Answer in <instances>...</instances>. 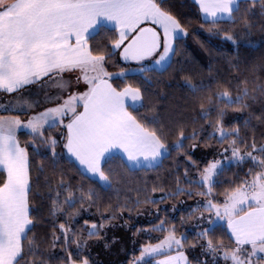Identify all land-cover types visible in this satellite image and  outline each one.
<instances>
[{
	"label": "snow or ice",
	"instance_id": "1",
	"mask_svg": "<svg viewBox=\"0 0 264 264\" xmlns=\"http://www.w3.org/2000/svg\"><path fill=\"white\" fill-rule=\"evenodd\" d=\"M193 4L200 30L236 47L226 59L238 70L257 10L264 33V0ZM186 23L172 0H0V264H96L90 242L104 241L106 227L126 214L138 217L142 205L158 223L137 229L149 240L128 264H264V132L257 139L248 131L252 119L264 127V113L248 111L264 101V83L237 72L227 87L211 90V71L209 83L193 82L179 58ZM166 75L188 89L194 115L162 117L157 101L166 96L157 86ZM229 110L247 112L244 135L239 124L225 126ZM21 130L29 137L23 142ZM201 147L209 151L198 162ZM173 151L174 188L147 179L132 186L129 173L159 168ZM65 164L101 190H115L117 202L102 210L96 189L72 183ZM233 164L250 166L222 180ZM221 184L228 187L218 191ZM166 200L177 202L171 212ZM187 200L194 206L180 224L195 221L192 242L166 218ZM93 208L101 222L83 220L85 234L75 225ZM45 219L51 232L41 236L34 229Z\"/></svg>",
	"mask_w": 264,
	"mask_h": 264
},
{
	"label": "trees",
	"instance_id": "2",
	"mask_svg": "<svg viewBox=\"0 0 264 264\" xmlns=\"http://www.w3.org/2000/svg\"><path fill=\"white\" fill-rule=\"evenodd\" d=\"M172 4L174 6V10L179 13L184 21H186V26L189 28L190 35L180 44L179 46V58L181 61H187V67L191 70L186 75H190L193 78V82H199L203 80L205 83H209V72L211 71L212 75L216 77V80L211 82V90H216L219 86L220 90L223 87H227L225 84L226 80H232V78L237 75V72L240 74V78L244 79L247 78L251 83L261 84L264 83V70H262L259 65L261 60H264V33L259 31V27L261 24V18L257 12L251 17V19L256 24V30L253 32V43L251 45H244L239 48V58H240V66L237 70L236 68L231 67L226 57H234L237 54V50L235 46L229 47L227 42L217 41L215 39H209L207 33L200 30L199 26L202 23L201 18L196 14L197 10L193 4V0H172ZM124 65H117L116 67L110 69L111 71H118L120 67ZM253 69H255L253 71ZM182 74V75H184ZM219 81V85L217 84ZM236 83L233 80V85ZM158 89L166 96V99L157 101L159 104L163 105L159 109L162 114L163 118H167L169 114H178L180 112L187 113L189 115H194L195 113L192 112L193 107H197L198 105H193L191 103V94L186 87L183 86L182 81L179 80V77L176 80H172L169 82V76L166 75L164 77V82H161L158 86ZM207 94V93H204ZM250 111L253 116H259L261 113H264V101H261L259 98L255 103L251 105V108L248 110ZM248 118L247 112L245 113H234L229 110L228 115L226 117V127H232L234 125L239 124L241 126V135H244L245 129L243 128V122L245 119ZM200 123H203L201 121ZM208 131H211L209 129ZM248 131H255L257 139H260V133L264 132V127L260 125V122L252 119L251 125H249ZM27 131L22 130L20 139L23 142L24 140L28 139ZM187 143V142H186ZM211 143L215 144L216 141L213 140ZM59 150V149H58ZM31 151V149H30ZM208 149L203 147L198 148L194 155V159L198 162L201 160L202 157H205ZM177 153L175 151L172 152V155L167 157L163 165L156 169H149V170H141L137 173H129L128 178L131 182L132 186L135 187L137 185H142L145 179L148 180L149 185L153 183H160L163 184L164 187L168 189L174 188V183L172 182V177L168 176V170L173 168V161L176 159ZM211 158V157H208ZM41 157H35L36 162H38ZM182 163V160H181ZM250 165H235L233 164L229 170H227L222 180H226L232 178L233 175L239 172L240 176H243L244 171L247 170V167ZM64 167L69 172L70 176H74L75 179L72 180V183H77V181H82L85 187H93L99 193L100 200L102 202V210L106 208L109 203L115 204L117 202L118 194L115 190H101L100 187L96 184H93L84 178L80 177L76 172L75 168H68L65 164ZM35 175V171L33 173ZM67 178V177H66ZM187 186V185H185ZM228 187L227 184L218 185L217 190L222 191L223 188ZM135 196V192L132 193ZM159 192L156 193V198H159ZM119 199L123 200L124 195L121 192L119 194ZM179 199L186 200V197H180ZM176 200H166L165 205L168 206L169 212H171V205L176 204ZM192 200H187V204H193ZM185 205V204H183ZM178 207H182V205H177ZM161 217L165 218L164 212V205H161ZM144 211V206H141V212ZM42 215L47 217V211L45 210ZM187 215V211L182 210V208L178 209L175 213L167 216L166 218L170 221L176 223L177 228L179 229L177 235L180 233H186L188 236V241L192 242L195 238V233L190 232L186 227L185 224H180V216ZM136 212L132 213V218L136 217ZM89 220L91 222L100 223L101 217L96 213V209L93 208L89 215H83L82 218L78 220L75 227L77 229H82L85 231L86 229L83 227V220ZM129 220L128 215L124 216L123 220ZM123 220H115L113 221L114 224L119 223ZM130 221V220H129ZM131 222V221H130ZM45 225L44 227H38L34 229L38 234L41 236L44 233L51 232V225L48 223V220L45 219L42 221ZM144 228L146 226H142L141 224H137L136 227L130 228L126 230L123 226H119L118 229H113L112 227L109 229V232L115 233L118 231L123 236V239H126L127 246L129 247V252L125 251L123 255H119V261L124 262V264H128L131 260L130 249L135 247L136 249L139 248L140 244H143L149 240V235L145 233L137 234V229ZM148 228H151L149 226ZM104 235V232L102 233ZM112 235V234H111ZM161 234L158 232L152 233V237L160 236ZM217 235H220L217 233ZM50 238V237H49ZM136 238L138 239L135 242ZM93 240L91 243H94ZM152 243H156V239H152ZM98 244H93L91 247L94 251L103 255L104 263L103 264H110L108 259L110 255L107 253L104 248L102 242H97ZM120 243V242H118ZM116 245V243L114 244ZM113 249V246H112ZM128 249V248H127ZM95 252V253H96ZM200 250H192L189 252L190 258L199 255ZM138 251H136L135 255H138ZM202 259V257H200ZM93 259V258H92ZM94 260V259H93ZM96 264H99L96 262ZM193 264H195V260L193 259Z\"/></svg>",
	"mask_w": 264,
	"mask_h": 264
},
{
	"label": "rangeland",
	"instance_id": "3",
	"mask_svg": "<svg viewBox=\"0 0 264 264\" xmlns=\"http://www.w3.org/2000/svg\"><path fill=\"white\" fill-rule=\"evenodd\" d=\"M5 99H8V98H5ZM4 102L3 100H0V103ZM22 131V130H21ZM26 131V130H25ZM189 205H193L194 206V203L193 204H185V205H182V207H178V209L182 208V210L184 211H187V208ZM89 213H85L84 215H89ZM160 217H161V213H160ZM129 219V217H128ZM131 222H130V221ZM129 220H123V221H120L119 223L115 224L116 226L112 227L113 229H118L119 226H123L126 230L130 229V228H134L136 227L137 224H141L142 226H146L148 229L149 226L152 227V225L154 223H158V220L156 218V216L153 214V212L151 211H142L141 214L137 217H133L132 219H129ZM125 221L128 222L127 225H125ZM186 227L187 229L192 232V233H196V231H198V229L195 227V221H188L186 223ZM111 227H106V229L103 231L104 232V236H105V240L102 241L103 245H104V248L105 250L107 251L108 250V254L110 255V258L108 259V262L110 264H124L125 261L121 262L119 261V255H123L125 253V251H128L129 252V247L127 246V241L126 239H123L121 233L118 231L115 232L114 234L111 233V231L109 232V229ZM112 234V235H111ZM152 234V233H151ZM137 238L135 240V242H137ZM120 242V243H118ZM105 243L108 244V247H105ZM116 243V245H114ZM93 244H98L97 241H95L94 243H91L89 244V250H90V253H91V257L99 264H103L104 263V259H103V255L94 251V249H92V245ZM112 246H113V249H112ZM128 248V249H127ZM138 249V248H137ZM137 249L135 247H132L130 249V254H131V259L133 258V256L135 255ZM96 252V253H95ZM204 257H202L203 259ZM221 264H223V262H221Z\"/></svg>",
	"mask_w": 264,
	"mask_h": 264
}]
</instances>
